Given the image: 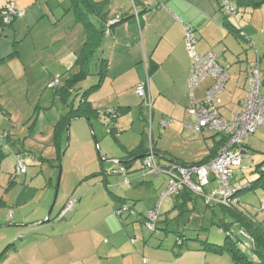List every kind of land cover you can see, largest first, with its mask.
Returning <instances> with one entry per match:
<instances>
[{
  "label": "crops",
  "instance_id": "1",
  "mask_svg": "<svg viewBox=\"0 0 264 264\" xmlns=\"http://www.w3.org/2000/svg\"><path fill=\"white\" fill-rule=\"evenodd\" d=\"M122 1H106L105 10L109 12L107 22L115 17H122L124 21L111 27L102 39L101 47L97 52L102 50L104 40L108 38L106 46L101 52L106 57L102 59L105 67L104 81L99 89L88 96V99L92 102V108L99 112L115 108H129V111L124 115L131 114L133 107L130 105L132 104L130 100L141 99L137 93V87L142 83H148V95L153 100L154 108L152 118L149 117L150 134L152 133L151 140L155 145L153 126L160 121V126L165 131H170L172 126L175 129L183 128L180 115L182 114L184 120L187 121L190 114L185 112L193 107V98L195 102H201L212 84L210 78L209 83L206 84L207 79L196 88L192 98L190 68L193 58L185 42L186 28L191 30L197 40L195 52L199 55L213 52L218 60V55L228 50L225 44L230 42V38L234 35L229 33L224 26L223 16L225 14L221 10L222 0H141L138 3L135 1L140 6L137 7L139 19L133 16L134 14ZM227 2L236 5L231 0H226L225 4ZM9 5L23 10L24 16L12 20L11 25L0 28V37L5 35L7 38L5 40L7 48L2 45L0 40V87H4L6 83L9 86L16 81H27L30 84L33 74L38 70L45 72L49 80L53 76L52 70L55 69L57 72L54 75L55 80L61 78L58 88H63L66 80L80 71L78 58L84 51L88 35L85 26L77 21L71 1L0 0V10ZM252 9L254 12L247 19L246 24L238 23L237 26L252 40L254 47L250 48L255 50L256 61L261 62L260 67L264 72V4ZM219 12L223 14L222 18ZM88 18L95 26L99 27L100 24L96 17L90 16ZM5 27H9V29L6 30ZM12 40L13 43L11 44L10 41ZM247 51V49L244 51L246 55ZM249 55L252 58L255 56L253 52H250ZM248 60L247 57L245 63H249ZM239 61L243 63L244 59L242 61L238 58V63H241ZM91 65L92 62L89 65L90 72ZM239 67V71H236L233 77L229 74L228 83L234 81V91L230 95L238 98L239 102L237 104L238 110L231 111L232 115L240 111L241 103L246 95L249 68L247 66L244 71L240 65ZM62 73L69 74V77H65L66 79L61 85ZM48 80H46V84L50 88L49 85L52 80ZM204 84H206L205 89H201ZM30 88L31 86H28V91ZM50 89L55 90L57 99L51 100L52 106L55 101H60L65 105L60 100V95L56 94L57 88ZM200 89L201 93L198 95L197 92ZM106 90L107 93L103 96L104 98L100 99L99 95ZM82 93L77 87V90L72 91L71 98ZM91 95L92 98L90 99ZM1 98L2 95H0ZM71 101L69 100V102ZM41 103L43 101L38 100L37 110L41 108ZM74 103L75 106H78L80 100H78V104L76 100ZM223 103L222 100V106ZM43 104L49 106L50 102L46 101ZM142 107H144L143 100ZM144 109L146 110L145 107ZM221 111H223L222 108ZM16 113L14 112V114ZM1 114L8 116L0 103ZM14 114L9 113V117L13 118ZM38 115L37 122L35 121L36 123L30 127L29 136H36L35 132H37L36 129L40 120H42L41 126H39L41 133L46 136L47 118L49 120L56 118L52 115L48 116L44 111L38 112ZM91 117L92 119L100 118L95 115ZM60 119L61 117L54 125L52 143L55 127ZM174 119L177 122L175 125L173 124ZM189 123L192 125H187L186 122L185 126L195 129L193 118ZM67 128L64 137L67 135ZM116 128L118 131V125ZM202 132L205 134L215 133L212 131ZM215 134L212 137H204L206 139L211 138L213 144L206 142V148L200 154L190 152L187 155L169 148L160 149L161 146L160 148L155 146V148L160 156L164 155L187 164H194L201 162L208 156L217 154L218 144L224 136L217 138L219 134ZM15 143V141L12 142V144ZM242 148L251 152L245 143ZM123 149L125 150L124 156L115 160L126 161L122 158L129 155L132 150L125 147ZM245 156H243L242 165L246 166L248 163L253 165V158L245 160ZM135 158L133 159L135 160ZM159 159L164 164L169 163L162 156ZM0 165H2L1 170L4 169L3 162H0ZM134 180L136 181V179ZM140 183L142 182L138 184ZM207 190L209 193V188ZM115 191L116 194L111 195V198L107 197L104 201L103 209L88 208L82 212L78 208L83 207L86 200L83 199L80 204L77 202L65 218L60 221L62 223L59 224V231L54 236H49V227L46 228L45 226L48 222H44L42 217L32 221H28L25 217H19L16 220V215L11 213L8 216L10 223L0 216V231L6 229L5 233L0 232V253L7 246L13 245L9 253L0 260V264H233L228 254L220 255L205 251L200 246L199 241L196 240L192 244L186 245L184 242L179 245L177 240L173 243L171 241L174 238L171 240L167 236L171 240L167 245L164 244L165 241H160L158 245L151 243L148 241L145 232L142 231V227L147 212L155 209L159 205V201L156 205L154 198L148 209H143V206L136 202L135 205L139 208H131L132 205L128 202V198L131 197L127 196L132 194V189L130 191L115 189ZM0 201V207H2L4 205L3 199ZM163 202L161 214L170 212L169 202L164 209L166 211L163 212ZM123 207L128 209L118 215L116 211ZM197 238L205 239L200 234Z\"/></svg>",
  "mask_w": 264,
  "mask_h": 264
},
{
  "label": "rangeland",
  "instance_id": "2",
  "mask_svg": "<svg viewBox=\"0 0 264 264\" xmlns=\"http://www.w3.org/2000/svg\"><path fill=\"white\" fill-rule=\"evenodd\" d=\"M135 1L138 3L141 0ZM231 1L235 4L234 0ZM122 2L128 6L130 12L133 13L134 10L131 0H123ZM225 2L226 0H222V5H225ZM137 7L139 8L140 6L137 5ZM253 10L254 9L240 8V12L237 16H230V19L223 16L221 12L219 13H221V18L223 16V21H228L230 24L232 23L238 27V23L242 25L246 24L247 19L253 14ZM5 29H9V27H5ZM6 39L5 35L0 37L1 43L5 48H7L5 45ZM107 40L108 38H105L103 48H105ZM230 40V42L225 44L228 50L218 55V62L221 66L225 67L230 76L233 77L235 72L239 71V65L244 71L247 69L248 63H245L247 57L249 58L248 62H254L256 61V55L255 50L250 48L247 43L241 42L234 36H232ZM10 43L12 44L13 40L10 41ZM26 45L27 43L25 46ZM245 49L248 50L247 55L244 52ZM102 50L95 54L92 61L91 73L93 75L78 86L81 93L100 81L101 76L99 74L101 72L103 73L105 70L102 59L106 58L103 56L104 54H101ZM250 52L254 53L255 56L253 58L249 55ZM238 58L242 61L244 59V62L242 63L239 61L241 63H238ZM26 60L25 57V61ZM52 71L53 73L51 74L53 76H51L50 79L53 82L55 80L54 75L57 72L55 69ZM41 72V70H38L33 74V79H30L32 81L30 84L27 81H16L12 82V84L9 83L11 84L9 86H7L6 83L4 87H0V95H2L0 103L4 111L8 113V116L3 114L0 115V146L6 154L4 159L0 157V162H3L4 168L1 170L2 165H0V200L3 199L4 202V205L0 207V216L7 219L10 223L11 221L8 220V216L11 213L16 215V220L19 219V217H25L28 221H32L42 217L43 221L46 222L56 197L60 168L62 175L57 198L51 214V222L45 224L46 228L49 227V236H54L55 233L59 231V224L62 222L58 221L56 218L59 211L70 199L77 200L79 204L83 199L86 200L84 206L78 208V210L82 212L88 208L103 209L104 201L107 197L111 198L110 193L116 194L115 189H123L126 191L132 189V194L127 196L131 197L128 198V202L132 205H130L131 208L136 207V202L140 206H143V209H148V206L152 203L154 198L156 199L157 205L167 187L168 179L165 175L148 174V170L142 167L140 161L135 162L133 165L134 167L128 171L127 176L103 174L104 171L110 173L120 167L114 160L124 156L125 150L123 147L132 150L139 145L140 140L143 138L144 147L146 148L147 143L150 141L152 133L150 134L149 116L144 107H142V100H130L133 112L121 116L118 119V133L115 136L110 134V130L114 126L112 119L103 114H101L100 118H93L91 120L94 131H92L87 120L71 119L69 134L63 139L64 152L59 161L58 151L52 143L53 129L61 115H66L69 112L70 107H68V105H63L60 101H55V104L52 106L51 100H57L55 90L48 88V84H46L48 75H45V72ZM64 73H62L61 85L63 81L69 77V74ZM60 80L61 78L59 81ZM209 80L210 79L205 83L208 84ZM206 84H204L201 89H205ZM28 86H31L30 91H28ZM233 88L234 81L232 80L228 83L225 93L222 96L224 103L221 113H223L222 115L228 120L233 118L234 114L232 115V112L238 110L237 104H239L238 98L233 97L234 95H230V93L234 91ZM201 89L198 90V95L201 93ZM106 93L107 90L101 93L99 95L100 99L104 98L103 96ZM91 98L92 95L90 96V99ZM80 99L81 96L77 95L70 100H76L78 104V100ZM38 100H42L43 103L49 101L50 104L46 106L41 103V108L37 110L36 106L38 105ZM231 101L232 104L230 105ZM155 109L158 110L157 108ZM40 111H44L48 116L52 115L56 118L49 120L46 117V136L41 133L39 127L41 126L42 120L38 122L37 132H35L36 136H29L30 127L37 122L36 118H38V112ZM14 112L17 113L14 114ZM9 113L11 115L14 114V117L10 118ZM185 113H188V110ZM34 115L36 116L34 117ZM142 118H144V120H142ZM179 118L181 119L180 122L183 127L180 129H175V127L172 126L170 131H165V129L161 128L160 121L157 122V125L153 126L156 147L159 146L160 148L161 146L162 148L160 149H163V147L169 148L188 155L190 152H194L195 154L204 152L206 142L213 144L211 138L206 139L204 137H212V135H216L215 133L205 134L201 131H196L190 126H185L186 122L187 125L191 124H188V122L192 120L190 115L187 117V121L184 120L182 114ZM28 119L30 120L27 123ZM173 121L175 125L177 122L175 119ZM4 134H10V138H4ZM221 136L223 135L219 134L217 138ZM14 141L16 143L12 144ZM244 143L251 150L250 154L245 156V160L253 158L254 163L253 165L248 163L246 166L243 164L235 168V175L234 178L232 177V180L236 181L238 187H243L248 183H253L262 178L259 187L241 193L239 199L242 207L250 214L254 215L264 226V213L260 211L261 203L264 202V177H262V173L258 171V167L263 166L264 163V125L261 126L254 135L245 138ZM25 151L29 152V154L25 153ZM19 153L22 155H18ZM19 156L24 157L28 172L22 177L18 176L15 184L10 186L9 184L12 179L11 175L16 173L15 166ZM107 159L109 161H106ZM158 161L161 163L160 165H164L160 159H157V162ZM97 173H99L97 176L92 177V175ZM125 178L130 179L132 184L127 185L124 182ZM134 179H136V181ZM139 182L142 183L138 184ZM216 187V182L212 183L209 187V193H213ZM120 197L126 198L125 196ZM196 200L197 203L193 201L188 204V210L184 209V211H181L182 202L177 203L176 201L175 203V198L172 197L165 199L163 202V212L166 211L164 209L168 202L170 203L169 209L171 211L175 204L181 207L173 210L174 213L170 215L169 221L160 223V230L156 232H152L143 225L142 231L145 232L148 241L156 243L157 245L160 241H165L164 244L167 245L172 238L174 239L171 242L174 243V241L177 240V233H179L182 234L183 238H186V245L192 244L199 234L203 235V237H207L210 242L223 244L227 237V233L222 232L219 228V223L223 218V209L216 205L215 201L211 202L212 207H208L203 198L199 197ZM53 228L55 229L53 230ZM166 228H168V230H165ZM193 229L195 230L193 231ZM5 230L6 229L3 231L1 230L0 232L5 233ZM233 230L235 233L240 231L238 226H235ZM167 236H169L171 240L168 239ZM243 248L248 256L255 262L254 264H260V258L256 253L251 252L245 246H243Z\"/></svg>",
  "mask_w": 264,
  "mask_h": 264
},
{
  "label": "trees",
  "instance_id": "3",
  "mask_svg": "<svg viewBox=\"0 0 264 264\" xmlns=\"http://www.w3.org/2000/svg\"><path fill=\"white\" fill-rule=\"evenodd\" d=\"M72 3V9L75 12L76 19L78 22L82 23L86 30H87V41L85 43L84 51L78 58V64L80 67V71L74 75H71L68 80L65 82V86L61 89L56 87L57 95H60V100L65 103V105H68L70 107L69 112L66 115H62L60 121L55 127V135L53 140V145L58 151L59 154V161L61 159L62 153L64 152L63 149V139L64 133L66 132V128L70 123L71 119H86L89 118L92 120L93 115L100 117L101 114L110 117L114 123V127L110 130V134L115 136L118 131L116 128V122L118 119L127 113L129 111V108H115L112 110H104L102 112H99L97 110H94L91 106L92 102L89 101L88 96L99 89L104 81L103 77L105 76V73L101 72L99 75L101 76V79L99 83L91 86L88 90L83 92L82 94H79L81 96L80 103L78 106H75L74 100L69 102L71 99L72 91L75 89L77 90V87L85 82L92 74L89 70L90 62H92L95 54L97 53L98 49L101 47L102 39L105 36V34L109 31L111 27L114 25L123 22L124 20L122 17H118L117 23L114 25L109 26V22L116 19L117 17L110 19L108 22V15L109 12L105 10L106 1L101 2L97 0H70ZM226 4H229L230 6L235 7L236 14L234 17L237 16V14L240 12V8H257L264 4V0H235V6L232 5L230 2H227ZM223 5L221 10L225 14V17L230 19L229 14L227 13V5ZM6 8L0 10V28L3 26H6L7 24L4 23V12ZM90 16H94L99 21V27L95 26V24L91 21ZM134 16V15H133ZM19 18L18 16H14L13 20ZM13 21L11 22V24ZM9 24V25H11ZM224 26L228 29L229 33L233 34L237 39H239L243 43H247L249 47H252V40L243 32L242 29L234 26L232 23L230 24L228 21H225ZM197 41V40H196ZM254 47V46H253ZM207 54V53H206ZM249 64V63H248ZM145 134V133H144ZM218 134V133H217ZM9 134H5L4 138H9ZM143 139V138H142ZM138 147L135 150H132L129 155L123 157L122 161L119 160L122 163H117L120 167L118 169H115L114 171H111L110 173L108 171H104V175L108 174H116V175H124L127 176L128 171L133 167V163L140 161L142 164V167L148 170V174H158V175H165L167 177V187L165 191L163 192L160 200L159 205L155 208L147 212L145 216V221L143 222L147 228H149L152 232H156L157 230H160L159 224L163 222H167L170 219V215L173 214V210H175L178 207H181V211L188 210L187 205L190 202H195L197 198L201 197L205 200L206 205L208 207L211 206V202L215 201L216 205L220 206L223 209V218L221 222L219 223V228L222 232L227 233V237L223 244L213 243L208 240L207 237L205 239H198L196 238V241H199L200 246H202V249L205 251H210L215 254H228L231 257V260L233 264H254L255 262L248 256L247 252H245L243 246L248 248L251 252H254L259 256L260 258V264H264V226L261 222H259L256 217L252 214H250L245 208L242 207L240 203L238 195L241 193L248 191V190H254L256 187H259L262 178L254 181L253 183H248L244 185L243 187H238L235 180H232V177L234 178V171L233 169V175L230 178V184L238 188L237 193V201L235 203L230 204V206H224L220 203H218L214 199L215 192L218 190L219 182L218 177L210 172L209 173V184L205 187L204 193L202 195H197L190 191L186 186L182 185L179 188V191L172 195H166V191L169 188L171 181L175 179V177H178L180 175L179 171L174 169L175 165H178L179 167H188L192 165H204L206 164L210 159L215 157L216 155L208 156L204 158L201 162L194 163V164H187L184 162H181L180 160L176 158H168L164 155H161L163 159L168 161L169 163H166L164 165H160L161 163L157 159L161 157L157 149L155 148V145L152 143V140L150 138V141L147 143L146 148L144 147V139L142 140ZM226 141V138L224 137L223 140L218 144L219 149L224 145V142ZM151 152L155 156V160L157 162V165L159 166L161 172H154L151 168H148L145 165V161L150 156ZM25 153L29 154V152ZM18 155H22L19 153ZM0 157L5 158L6 154L3 152V148L0 146ZM139 158L138 160H134L133 158ZM135 158V159H136ZM243 158V156H242ZM118 161V160H117ZM240 167V166H239ZM262 167V168H261ZM238 168V167H236ZM258 171L262 173V177H264V163L263 166L258 167ZM27 173V172H26ZM25 173V174H26ZM99 173L92 175V177L97 176ZM101 174V172H100ZM23 174H18L17 171L15 174L12 175V179L10 182V186L14 185L16 182V179L18 176H21ZM173 176V177H172ZM211 176V177H210ZM106 181V180H105ZM124 182L127 185H131L130 179L125 178ZM216 182L217 187L214 189L213 193H208L207 189L212 185V183ZM108 183V181H107ZM113 195V193H110ZM168 197L175 198V203H177L182 200V205L175 204L172 208V211H168L166 213L161 214V205L162 202L167 199ZM210 198V200H208ZM73 201V206L66 211V213L63 215V212L67 209L68 202ZM67 204L63 207L62 211L58 214L57 220L61 221L65 218L66 214L77 204V200L70 199ZM1 203V201H0ZM264 203V202H262ZM261 203V204H262ZM128 208H121L120 210H117L116 213L120 215L122 211L127 210ZM180 211V212H181ZM260 211L261 210L260 206ZM154 213V216L151 214ZM176 219V217H175ZM51 222V218L48 221V223ZM235 226L239 227V232L235 233L233 228ZM165 230H168L166 228ZM194 240V241H195ZM186 238H183L182 234L177 233V243L179 245H182L184 242H186ZM13 245L7 246L1 253H0V260L4 258L10 251L11 247Z\"/></svg>",
  "mask_w": 264,
  "mask_h": 264
},
{
  "label": "built area",
  "instance_id": "4",
  "mask_svg": "<svg viewBox=\"0 0 264 264\" xmlns=\"http://www.w3.org/2000/svg\"><path fill=\"white\" fill-rule=\"evenodd\" d=\"M98 1L105 2L107 0ZM131 2L134 17L139 19L140 15L137 4L135 0H131ZM226 5L229 16H235V7L229 4ZM14 16L22 17L24 16V11L15 8L13 5L7 6L4 12V23L7 25L11 24ZM118 19L117 17L110 21L108 25H114ZM185 42L193 58L190 71L192 98L197 87L209 78L212 80L211 86L206 91L205 98L201 102H195L193 98V107L188 111L193 118L194 127L197 131H212L222 134L226 138V141L219 149L218 154L204 165H192L188 167L175 165L174 169H177L180 175L171 181L165 194H175L184 185L193 193L202 195L205 187L209 184V173L212 172L218 177L219 182L214 199L224 206H230V204L237 201L236 196L239 189L230 184V178L233 175V169L242 165L240 151L244 140L254 135L264 125V72L261 70V62L259 60L249 62L245 98L241 103L240 111L232 119L228 120L221 114V95L225 92L230 78L228 70L219 64L218 58L213 52H208L205 55H199L195 52L196 39L188 28H186ZM59 84V79H56L49 87L56 88ZM148 88V83H142L137 87V93L143 100L149 117L152 118L154 110L153 100L148 95ZM145 165L154 170V172H161L152 152L145 161ZM16 171L18 174H25L27 172L23 156H19L18 158ZM73 204V201L68 202L67 209L63 212V215ZM261 210L264 213V203L261 204ZM152 215L154 216V213Z\"/></svg>",
  "mask_w": 264,
  "mask_h": 264
},
{
  "label": "water",
  "instance_id": "5",
  "mask_svg": "<svg viewBox=\"0 0 264 264\" xmlns=\"http://www.w3.org/2000/svg\"><path fill=\"white\" fill-rule=\"evenodd\" d=\"M85 120H87V121L89 122L92 131H94V130H93V126H92V124H91V120H90L89 118H86ZM69 129H70V125H69L68 128H67V136H68V134H69ZM97 146H98V145H97ZM249 153H250V152L247 151L245 148H242L241 151H240V155H241V156L248 155ZM140 158H141V157L136 158L135 160H138V159H140ZM106 161H109V160H106ZM114 162L122 163V162L117 161V160H114ZM60 167H61V164H60ZM61 175H62V171H61V168H60L59 179H58L57 189H56V190H57L56 197H55L54 203H53V205H52V207H51V209H50V211H49V214H48V217H47L46 222H48V221L50 220V218H51V214H52V211H53V208H54V205H55V201H56L57 194H58V190H59V186H60Z\"/></svg>",
  "mask_w": 264,
  "mask_h": 264
}]
</instances>
